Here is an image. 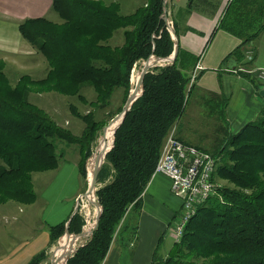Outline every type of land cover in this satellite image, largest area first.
<instances>
[{"label":"trees","instance_id":"16d2710c","mask_svg":"<svg viewBox=\"0 0 264 264\" xmlns=\"http://www.w3.org/2000/svg\"><path fill=\"white\" fill-rule=\"evenodd\" d=\"M162 3L147 0L132 13L122 14L116 2L51 0L60 22L34 17L19 24L20 34L41 52L49 69L40 79L19 78L11 83L0 63V203L9 199L34 201L31 175L57 167L58 141L76 142L84 149L80 173L85 177L84 160L104 125L102 119L95 118V110L110 106L113 92L121 89V104L113 114L118 113L130 89L132 68L140 60L167 56L174 49ZM217 28L240 38L223 60L231 56L244 59L245 47L264 29V0H230ZM120 29L122 43L108 44ZM174 29L178 34L175 25ZM253 57L244 63H251ZM198 59L199 55L178 43L171 62L157 64L145 73L141 93L116 127L112 147L98 171V223L66 264H100L114 235L123 230L128 214L140 212L141 195L154 172L162 144L169 130L178 124L196 87L200 73L193 80L191 77ZM238 71L254 78L252 72ZM84 85L93 87V99L87 100L81 92ZM39 90L75 95L92 106L94 112L81 113L75 104L69 105L70 112L85 124L79 136L62 128L28 100L30 91ZM206 93L205 102L225 125L216 126L222 135L214 144L195 146L216 158L213 177L226 178L236 188H216L217 195L212 194L197 207L166 257L154 252L150 264H264V112L232 132L225 113L228 98ZM83 223L79 211L73 210L67 219L49 226L50 241L64 231L79 233ZM135 230L136 226L133 233ZM44 258L42 251L27 264H40Z\"/></svg>","mask_w":264,"mask_h":264},{"label":"crops","instance_id":"0c3cea01","mask_svg":"<svg viewBox=\"0 0 264 264\" xmlns=\"http://www.w3.org/2000/svg\"><path fill=\"white\" fill-rule=\"evenodd\" d=\"M102 1L116 2L120 12L128 14L147 0ZM229 1L167 0L166 10L173 29L174 25L177 29V42L185 50L199 55L193 69L194 74L200 73L193 90L197 94L196 103L199 105L207 99L206 92L227 97L225 113L228 129L233 132L258 116L264 109V96L259 94L263 88L261 83L234 69L229 71L230 68L250 66L251 63H244L247 58L238 60L231 56L223 60L240 43L238 36L217 28ZM34 17L60 22V17L51 8V0H0V62L4 69L14 68L29 73L38 66H44V56L22 37L18 29L22 21ZM111 39L112 45H120L122 29L115 31ZM258 55L259 50L254 62ZM258 64L252 67H263L262 63ZM206 106L210 108L208 102ZM67 109V116L61 117L58 123L79 136L85 124ZM208 112L211 113L210 110ZM197 113L196 109L187 113L186 122L191 130L197 129L196 124L190 123ZM214 126L216 128L217 125ZM174 132L182 141L195 143L190 139L191 135L187 133L186 136L185 132L179 131L178 124L174 125ZM95 146L92 142L91 153ZM56 152L59 158L57 167L32 173V181L37 180L41 186L38 192L34 189V201L21 203L9 199L0 203V264H27L34 255L42 251L47 253L54 243L50 241L49 226L67 219L75 208H79V200L88 186L86 176L80 173L84 149L76 142L58 141ZM89 156L84 160L85 168ZM180 209L181 199L173 191L170 178L154 171L142 192L140 212L128 214L123 230L114 235L100 264H150L154 252L158 256H166L178 242L173 225ZM134 226L135 233L132 231Z\"/></svg>","mask_w":264,"mask_h":264},{"label":"rangeland","instance_id":"374dc122","mask_svg":"<svg viewBox=\"0 0 264 264\" xmlns=\"http://www.w3.org/2000/svg\"><path fill=\"white\" fill-rule=\"evenodd\" d=\"M142 5H144V4H142ZM166 5H167V0H166ZM166 8H167V6H166ZM167 15H168V13H167ZM167 19L169 21V24L173 28L172 23L169 20V17H167ZM112 40L113 39L110 38L108 40V44L112 45L110 43V42H112ZM112 46H114V45H112ZM245 49H247V50L248 49H252V51H253V53H252V51H250V53L247 54L250 57H246V53H245V58H247V59L251 58L252 54H253V56H255L256 51L258 52V50H259V55H258V57L256 56L257 57L256 61L254 62V60H253V59H255L254 57L252 59V62L250 61L251 62L250 67L251 68H248L247 66H239V67L243 68L245 70V72H247L249 74H251V72H252V74L254 76V78H252V79L255 80V81H258L257 78H256V75H255L256 74V69H259L262 66H258V67H252V66H253V64L262 63L261 64V65H263L262 68H264V29L261 31V33L258 35V37L253 42L249 43L247 45V47H245ZM36 51H38V50L36 49ZM39 54H41V52H39ZM40 57H41V55H40ZM144 60L145 59L140 60L132 68L131 75H130V89H129V92L127 94V97H128V95H129V93L132 90L133 85H134L132 83V80H131L132 79V75L134 74V72L140 71V68H141L142 63H143ZM37 61H39V57L36 60V62ZM41 61H42V59H41ZM157 64H159V63L157 62ZM160 64H163V63L160 62ZM248 64L249 63H247L246 65H248ZM2 68H3V72H4L5 76L8 78V80L11 83H15L16 81H18L19 78H31L33 80L40 79V78H42V77H44L46 75V73H47V71L49 69V66H48L47 61H44V66H38L35 69L29 71V73L28 72L27 73H23V72H20L18 70H15L14 68L13 69H11V68L4 69L3 64H2ZM195 74L194 73L192 74V77H191L192 79L191 80L194 79L193 76ZM81 92L84 94V96L86 97L87 100H91V99H93L95 97L94 89L90 85H84L82 87V89H81ZM196 96H197V94L192 91V93L190 94V96L188 98V101L186 103V107H185L186 111H184L183 115L181 116V118H180V120L178 122V127H179V131L180 132H185L186 134H184V135H186V136H187V133H188L189 135H191L190 139L193 142H195L197 144H200L201 147L205 148L206 146L208 147L209 144L210 145L212 143L214 144V142L217 141L219 139V137H221V135H222L221 132H217V130H215V126L214 125H225V123L221 119H219V117H217L215 115L216 113L214 112L213 109L208 108L206 106V102L205 101L198 105L196 103ZM28 100L31 101L32 103H34L35 105H37V107L41 108L42 111H44L58 125H60L62 128H65V129H67V128L65 126H62L58 122L61 121L60 120L61 117L67 116V114H68V109L67 108H69L70 104H75L77 106L78 110H80V111L82 110V112H84V110H86V109L93 110V108H92V106L90 104L82 103L81 101H79L76 98L75 95H64V94L59 93V92H57L55 90L54 91L53 90H50V91H43V90L30 91L28 93ZM110 100H111L110 106H108L106 108L98 109L95 112L93 110L95 118H99L100 117L104 121V125L102 126V128L104 126L108 125L111 122L112 118L117 114V113L113 114V112H115L117 110L118 106L121 104L122 90L119 89V90L114 91ZM194 109H196V111L198 113L193 116V119L190 121V123L196 124L197 129L191 130L192 128H190V124L188 122H186V119L188 118L187 113H190L191 111H194ZM208 110H210L211 113H209ZM263 112H264V109H262L259 112L258 116H261V114ZM102 128H100L99 134H98L97 138L94 141V146L100 140V136L102 134ZM195 143H193V144H195ZM203 145H205V146H203ZM93 151H94V148H93ZM93 151L90 154L89 158L94 153ZM88 161H89V159L87 160V162ZM103 163H105V157L102 158L101 165ZM87 173H88V163H87L86 168H85L86 179H87ZM37 174H40V173H37ZM33 177H34V174H33ZM32 180L33 179H32V175H31V181ZM214 181L216 182V188H221V187H225V186L226 187H230V188H236V186L233 183H231L228 179L222 178V177L217 176V175L214 178ZM32 182H33L32 189L33 190L35 189V191L38 192L39 189L41 188V186L38 185V181L37 180L36 181H32ZM99 185H101V182H98L97 179H96V184H95L96 188ZM217 192H218V190H217ZM217 192H215L213 194L217 195ZM94 196H95V193H94ZM83 199H84V196L82 195L80 200H79V205H78L79 208H78V210H79V213L83 217V220H84L83 225H84L85 224V216H84L83 211H82ZM95 201L97 202L96 196H95ZM177 216H179V214ZM189 219H187V220L189 221ZM187 220H186V222H185V224L183 226L182 233L184 232V228H185V226H186V224L188 222ZM64 233H65V231L62 234H64ZM58 239L59 238H57L54 241V243L50 246V248H48L47 253H45V258L40 262V264H52V255H53V251H54L53 249L58 247ZM165 257L166 256H163L162 258H165Z\"/></svg>","mask_w":264,"mask_h":264},{"label":"built area","instance_id":"2783aa9c","mask_svg":"<svg viewBox=\"0 0 264 264\" xmlns=\"http://www.w3.org/2000/svg\"><path fill=\"white\" fill-rule=\"evenodd\" d=\"M251 50L245 51L246 57ZM243 70L237 67L234 71ZM256 78L264 88V68L256 69ZM216 158L206 150L185 143L174 135L172 127L160 149V153L154 168L155 172L166 174L170 180L173 191L181 199L179 216L173 225V231L177 236L181 226L182 216L191 208L193 202L199 197L211 196L216 189L214 179H208V163H213Z\"/></svg>","mask_w":264,"mask_h":264},{"label":"bare ground","instance_id":"6f19581e","mask_svg":"<svg viewBox=\"0 0 264 264\" xmlns=\"http://www.w3.org/2000/svg\"><path fill=\"white\" fill-rule=\"evenodd\" d=\"M152 59V58H151ZM153 64V61H151L150 65ZM140 75V71L134 72L132 75V83L135 85ZM133 85L132 92L135 93V86ZM140 92V87H138V90L136 94ZM113 128L114 125L109 123L104 132H105V139L103 141V138H100V144L99 146H95L94 153L89 158L88 163V170L91 171L92 165L94 164L97 157L100 159L104 158L105 151L109 148L112 142L113 137ZM216 161H213V163H208V179H214L213 174L215 171ZM91 176V175H90ZM216 183V182H215ZM206 200V197H199L197 200H195L191 206L187 210V212L182 216L181 219V226L179 227L178 233L176 238L179 240L182 231L183 226L187 219H189L196 211V208ZM95 196L92 191H89L86 195H84L83 204H82V211L85 216V224L83 225V235L79 236L76 239L72 238V235H64L60 239V245L57 248H54L53 255H52V264H64V258L66 257V254L71 253L74 251L77 245L82 243L87 236L90 235L91 229L93 227V222L95 219V216L98 211V206L95 204ZM188 221V220H187ZM56 247V246H55ZM51 255V254H50Z\"/></svg>","mask_w":264,"mask_h":264},{"label":"water","instance_id":"95a60500","mask_svg":"<svg viewBox=\"0 0 264 264\" xmlns=\"http://www.w3.org/2000/svg\"><path fill=\"white\" fill-rule=\"evenodd\" d=\"M162 7H163V14H164V20H165V23H166V26L172 36V38L174 39L175 43H174V49L172 50V52L167 55V56H153L151 57L152 59L150 58H147L143 61L142 63V66L140 68V75H139V78L135 84V93L132 92V90L130 91L128 97L126 98L125 100V103L123 105V107L121 108V110L112 118L111 120V124L114 125V128H113V135H114V131L116 129V127L119 125V123L121 122L124 114L126 113V111L130 108L131 104L133 103V101L140 95L141 93V90H142V83H143V78H144V75L145 73L153 66L157 65V62L160 64L161 63H166V62H171L175 55H176V52H177V46H178V43H177V36H176V33L174 32V29L171 27V25L169 24V21L167 19L168 15H167V11H166V0H163V3H162ZM151 61H153V64L150 65ZM138 87H140V92L138 94H136L137 90H138ZM259 94L264 96V88H261L259 90ZM107 126V125H106ZM106 126H104L102 128V134L100 136V138L102 137L103 138V141L105 139V128ZM100 140L98 141V143L96 144V146L98 147L99 144H100ZM112 144H113V137H112V142H111V145L109 146V148L105 151L104 153V156L105 157V154L106 152L112 147ZM101 162H102V159H100L99 157L96 158L94 164L92 165V168H91V171L88 170V173H87V183H88V186H87V189L86 191L83 193V196L86 195L89 191H92L93 193H95V190H96V179H97V175H98V171H99V168H100V165H101ZM91 175V176H90ZM95 204L98 206V211H97V214L95 216V219H94V224H93V227L91 229V232L90 234L92 233L93 229L96 227L97 223H98V220H99V217H100V213H101V206L98 202H95ZM77 208H75L74 210H76ZM83 226H82V229L79 233H68L67 231H65L64 234H62L59 239H58V247L60 245V239L64 236V235H72V238L73 239H76L78 238L79 236H82L83 235ZM82 243L78 244L77 246L81 245ZM75 250V249H74ZM74 252V251H73ZM68 253L66 254V257L64 258V264H66L67 262V259L71 256V254L73 253Z\"/></svg>","mask_w":264,"mask_h":264}]
</instances>
